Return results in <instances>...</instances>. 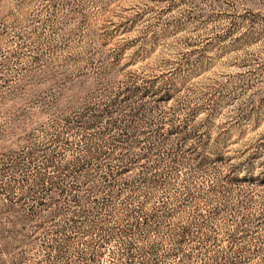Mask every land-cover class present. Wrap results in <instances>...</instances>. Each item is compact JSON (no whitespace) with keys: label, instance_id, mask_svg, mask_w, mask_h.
<instances>
[{"label":"rangeland","instance_id":"1","mask_svg":"<svg viewBox=\"0 0 264 264\" xmlns=\"http://www.w3.org/2000/svg\"><path fill=\"white\" fill-rule=\"evenodd\" d=\"M0 264H264V0H0Z\"/></svg>","mask_w":264,"mask_h":264}]
</instances>
